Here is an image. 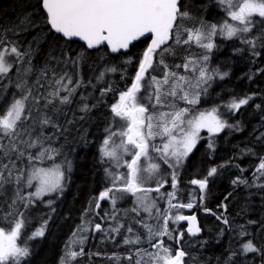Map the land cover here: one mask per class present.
I'll list each match as a JSON object with an SVG mask.
<instances>
[{
  "label": "trees",
  "instance_id": "trees-1",
  "mask_svg": "<svg viewBox=\"0 0 264 264\" xmlns=\"http://www.w3.org/2000/svg\"><path fill=\"white\" fill-rule=\"evenodd\" d=\"M214 4V0H179L180 12H187L188 16L183 17L178 22V26L196 28L206 25L207 20L214 21L211 16ZM182 21H185L184 24H181ZM262 31L264 30L257 24L247 35L248 39H256L255 49L247 43H237L241 41L240 38L235 41L215 39L217 47H214L216 51L212 64L209 63V69L220 73L227 72L228 75L222 80L219 77L215 80L213 87L217 89L214 96H217L222 104L229 103L234 97L252 96L253 99L238 112H227L222 118L228 124H236L238 127L225 128L218 133L215 137L214 149H208L206 141L201 142L189 156L186 171H180L181 186L177 202L195 203L194 209L190 212L185 211L184 214L195 213L201 231L195 237L184 233L183 239H178L176 235L172 240L166 239L164 242L172 252L182 249L186 253L183 258L184 264H264V257L261 254L241 252L242 242L247 240L264 249V185L252 186L253 179L250 178L256 165L264 158V34ZM12 46L27 55L21 57L7 77L0 79V89H6L0 91V116L15 99H20L31 90L32 95L25 101L26 118H23L19 124V137L14 141L16 146L26 153L27 151L35 153L36 149H27L26 142L38 136L42 139L52 137L50 143L60 150L56 162H62L61 158L67 155H69L68 159L73 161H71V170L65 171L68 176L67 187L59 194L33 199L32 203L17 200L11 208L9 205L15 198V192L6 199L0 195V227L5 230L10 229L14 219L23 213L26 225L17 241L23 246L27 237L42 226H46L43 237L27 239L30 254L23 259L22 264H61L67 251L66 246L80 223L81 215H89V212L93 211L97 214L99 208L96 204L99 194L111 186L103 177L104 165L99 152L101 129L107 118L114 116L111 111L114 101L119 100L120 94L131 86L142 54L147 49V40L134 43L127 52L118 55H110L104 46L89 51L77 42L64 40L50 29L42 11L41 0H0V50ZM165 48L169 51L157 55L164 61L162 67L167 65V70L170 72H183L182 65L186 61L183 59L185 56L183 47L171 41L163 47ZM197 51L200 52V49ZM254 52H258L259 55H253ZM81 54H83L81 66L84 69V82H93L100 68L115 69L108 71L105 75L107 81L98 85V87L111 88V91L105 94V105L101 106L100 102L91 103L90 106L94 105V107H90V112L87 113L88 119L82 117L79 112H73L67 106H61L58 101L45 107V97H48V93L55 88L53 75L59 78L66 67L68 68L69 64L66 65L65 61L69 57L74 58ZM6 58L13 59V57ZM216 63L219 65V70L211 67ZM29 68L30 72L27 71ZM45 69L46 75H41L42 70ZM17 83H21L22 87L17 88ZM98 87H94L96 99L100 95ZM60 95H63V92ZM33 97H40L38 104L34 102ZM256 105L260 107L257 108ZM213 107L211 103L209 107L197 108L207 111ZM46 117L58 127H53L52 124L42 125L41 121ZM68 127L70 132L67 131ZM10 147V140L0 135V164L8 163L5 151ZM8 156L16 163V169H13L14 180L16 171L24 169L27 160L24 157L17 159L15 152H8ZM51 165L52 161H45L38 166ZM211 167H217V174L213 179L208 178L209 185L204 193L197 190L196 197H193L191 190L196 185L191 184L190 181L204 179ZM238 177L248 180L247 184H234L233 181ZM168 180L167 178L166 182ZM6 185L16 191L15 183ZM20 187L21 194L27 196L30 188L25 189L23 185ZM162 188L165 189L166 186ZM162 188L160 189L163 190ZM201 195L204 197L203 200L200 199ZM128 198H131L130 194ZM50 200L53 201L51 205L48 203ZM99 204L109 205L108 211L111 212L120 210L119 205L128 206L132 203L129 199H124L114 208L103 200ZM164 210H168L165 204L161 209V217ZM9 212H12L11 216H7ZM224 220L228 223L225 224ZM241 225L248 233L243 237H239ZM183 229L184 224L180 226V232ZM113 242L115 245L119 244L118 240ZM106 250L111 253L115 247L111 246ZM234 251L236 255L229 261ZM120 253H124V250L120 249ZM72 264L77 263L72 261Z\"/></svg>",
  "mask_w": 264,
  "mask_h": 264
},
{
  "label": "snow or ice",
  "instance_id": "snow-or-ice-1",
  "mask_svg": "<svg viewBox=\"0 0 264 264\" xmlns=\"http://www.w3.org/2000/svg\"><path fill=\"white\" fill-rule=\"evenodd\" d=\"M217 3L225 8L231 21L235 22L225 21L220 26L219 34L222 38L229 40L240 38L242 43H247L255 49L256 39H248L245 34L250 33L257 24L264 30V0H217ZM42 7L46 12V22L50 25L51 30L68 41L78 38L87 45L88 49H95L106 44L111 53H120L121 50H127L133 41L150 34L151 44L142 54L134 82L130 88L120 94L119 102L111 108L114 116L119 117L123 123L119 124L115 131L112 128H106L105 131L108 135L99 147L101 162L103 163L105 160L111 162V168H105L107 176L111 178V186L99 194L96 207H100L99 201L101 200H110L115 206L116 200L123 198V194L135 197V207L132 211L137 215L143 211L148 214V217L157 219L155 229L152 225L144 223L143 218L141 220L147 230L150 246L156 248L157 252L152 253L146 249H138L136 255L140 258L135 261V264H143L142 252L150 258L152 264H183V257L186 253L181 249L173 255L163 240L165 236L175 238L170 233L169 221H188L187 233L192 236L197 235L201 229L197 226L195 215L170 214L169 210H164L161 217V209L157 207L156 198L150 194L152 192L159 193L165 181L156 179L154 174L159 172L160 165L154 162L156 158L151 153L159 152L160 159H163L164 163L175 170L182 166L183 161L196 148L197 142L202 139L201 130L206 129L208 133L215 135L225 128L238 127V125L228 124L225 119H222L223 113L219 111L218 107H213L211 111H201L198 115L189 116L194 106L200 103L201 95L207 93V87L204 86H210L209 82L216 76L222 80L228 75L227 72L220 73L217 70L210 72L207 66L210 59L208 53L217 47L213 43V37L218 34L217 25L213 23L202 25L200 29H185L187 38L182 40L178 31L179 26L175 22L178 17H187L188 13L180 12L179 0H42ZM174 28L177 31L174 32ZM173 35L176 44H188L194 41L198 47L205 50L201 60L186 58L182 65L185 71H191L193 76L188 77L170 72L167 70V65H164L165 71L162 79L158 80L155 76L150 75L149 81L142 83L145 81V74L149 73V69L155 71L154 57L162 55L164 51H169L167 48L161 50V46L165 45ZM158 50L161 51L158 53ZM24 55L27 53H21L15 46L0 50V79L7 77L13 66ZM253 55L258 56L259 53L254 52ZM6 57H13V59L9 60ZM82 60L83 54L74 58L69 57L65 64H71L74 68L79 69ZM158 63L164 64V61L160 59ZM177 67H181V65H177ZM27 71L30 72L31 69L29 68ZM108 71H115V69L106 68L99 72L96 76L97 83L104 80ZM76 74L79 75V72ZM41 75H46V69L42 70ZM53 81L56 87L48 93V97H45V107L57 100L62 105L71 103L73 94L83 83L81 78L75 82L73 87L69 88L68 85L73 84V79L67 72L59 78L54 74ZM37 82L39 83V81ZM16 87L21 88L22 84L17 83ZM142 89H145L146 98L149 101H155L153 107L159 105L164 108L166 106L162 96L173 99L178 97L193 107L176 108L175 104H169L167 106L171 108L170 111L149 113L148 107L142 103L145 97L138 96ZM148 89L152 91H147ZM4 90L6 89H0V91ZM109 91H111L110 87L102 88L100 90L101 97ZM61 92L65 95H60ZM30 95H32L31 90L27 95H22L20 99H15L5 110V113L0 116V135L7 137L11 142V147L5 151L8 163L0 164V190L9 183H15L17 186L15 198L9 205L10 208L17 203V200L32 203L33 199L63 192L65 171H70L72 167L71 161L67 159L59 163L56 162L60 150L50 143L52 137L42 139L38 136L26 142L27 149H36L35 153L31 151L26 153L16 146L14 141L19 137V124L23 118H26L25 101ZM81 99L84 100L85 97L81 96ZM252 99V96L234 97L224 107L235 113ZM33 100L38 104L40 97H33ZM90 107H94V105L89 106L84 103L80 111L87 112ZM256 107L259 108L260 105H256ZM41 124H52L53 127H58L47 117L41 121ZM157 136L162 142L160 146L151 143ZM114 137L119 138V143L113 139ZM208 147L214 148L213 142L210 141ZM8 152L17 153V159L24 157L27 160L25 168L16 171L14 180L13 169H16V163L8 156ZM125 156L130 159H124ZM45 161H52V165L47 168L38 166ZM112 168H115L116 171H112ZM120 168H126L127 171L120 172ZM217 171V167H211L204 179H192L190 183L198 186L199 191L204 193L208 187V178L216 175ZM256 173L264 176V158L256 168ZM150 180H155V187L149 185ZM233 183L247 184V181L238 177ZM22 184L27 188L35 187V191L23 196L20 187ZM171 186L173 189L177 186L175 171L172 173ZM115 193L122 195L117 197ZM166 197L170 209H192L194 207L192 202L173 203L172 201L176 198L174 192L167 193ZM200 199H204L203 195ZM48 203L51 205L53 201L50 200ZM11 215L12 212L7 213V216ZM224 223H228V221L224 220ZM249 223H255V221H249ZM25 225L23 213H20L12 222L10 229L5 230L0 227V264H22L23 259L30 254L27 239L44 236L46 226H42L27 237L23 246L19 245L17 241L21 237ZM95 229L101 230V225L96 224ZM113 231L118 232V229H113ZM132 231V228H128L129 233ZM247 234V229L241 225L239 237ZM183 237L184 233L180 232L178 239H183ZM84 239L86 238H81L76 242L80 245L78 250L66 251L61 264H72V261L77 257L84 255L82 246ZM153 240L157 242L152 243ZM140 242L141 237L139 236H136L135 239L126 238L124 240L125 244ZM241 252L243 254L259 253L264 257V249L258 248L251 240L242 242ZM235 255L234 251L229 257V261ZM127 259L132 260V257L128 256Z\"/></svg>",
  "mask_w": 264,
  "mask_h": 264
},
{
  "label": "rangeland",
  "instance_id": "rangeland-1",
  "mask_svg": "<svg viewBox=\"0 0 264 264\" xmlns=\"http://www.w3.org/2000/svg\"><path fill=\"white\" fill-rule=\"evenodd\" d=\"M214 3L215 4H214L213 10H212L213 14L211 15L214 18V21H212V20L206 21L207 22L206 25L214 23L217 25V28H218V34L215 37H213V43L215 44L216 38L223 39L224 41H230L229 39L222 38V36L219 34V28L225 21H227L229 23H235V22L231 21L230 17L228 16V12L225 10V8L222 5L217 3V0H214ZM179 19H180V17H179ZM184 22L185 21H182L181 24H184ZM200 28H201V26L193 28L190 26L182 25L178 28V31L180 32L181 39L183 40V39L187 38V32L185 31V29L195 30V29H200ZM175 31H177V29H175ZM248 34L249 33L245 34L246 37ZM237 39H239V38H233L231 40L235 41ZM173 42H175V37H173ZM237 43H241V41L239 40ZM180 46L183 47L182 50L184 51V54H185V56H183V59L190 57L193 60H201L202 55L205 53V50L201 47H198L194 41L192 43H188V44L181 43ZM198 49H200V52L197 51ZM215 51H216V49L213 48L212 51L210 53H208V55L210 56V59L207 62L208 68H210L209 63L212 64V62H213L212 58H213ZM193 54H195V55H193ZM159 60H160L159 56L154 57L153 67L155 68V71H153L152 69H149V73L145 74V81H143L142 83H147L150 79V75L155 76L158 80L162 79L165 69L159 67L160 65L161 66L163 65V64L158 63ZM211 67H215L219 70V65L217 63ZM182 70H183V72L178 71L177 73L180 75L188 76L187 75L188 71H185V69L183 67H182ZM101 71H104V69L100 68L98 71V74ZM209 71L211 72L212 70L210 69ZM63 72L64 73L67 72L69 76H72L73 84H69L68 85L69 88L74 86V81H77L81 78H82L83 83H82L81 87L76 89V92L72 96L71 103L63 104V105L59 103L61 106H67L73 112H79L82 114V117H84L85 119H88L87 113H89L90 110L87 112L80 111V108L84 103H87L89 106L91 105V103H98V102L101 103V106L105 105V102H106L105 101V99H106L105 95L103 97H101V95H98L97 99H96L94 87H98V85H100L104 81H107L106 76L104 77V80L100 83H97L96 76L93 78V82H90V81L84 82L83 66L80 65L79 69H76L71 64H69L68 68L66 67V69ZM77 72H79V75L76 74ZM192 76H193V73L190 71V76H188V77H192ZM217 78H218V76L214 77L213 80H211L209 82L210 86H208V85L204 86V87H207V93L202 94L200 99L205 97L206 100H209L212 98V96H213L212 88H213V86L216 82L215 80ZM66 83H67V80H66ZM54 87H56V85ZM102 88H105V87H102ZM100 90H101V87H100L99 91ZM147 91H152V90L148 89ZM63 95H65V93H63ZM81 96L85 97V99L82 100ZM138 96L145 97L142 100V103L148 107L149 113H159L160 111H170L171 108H169L167 106L169 104H175L176 108L193 107V106L187 105L183 100L179 99L178 97L175 100L172 97H163V96H162V99L165 101L166 106L164 108H161L159 105H156L155 107H153V105L155 104V101L154 100L149 101L146 98L145 89H142L141 92L138 93ZM107 102H108V100H107ZM209 104L210 103H205V101H201V103L199 105L208 106ZM225 112H228V110L226 108L224 110V113ZM198 114H199V112L193 110L192 112L189 113V116L198 115ZM121 123H123V121H121L119 117L113 116V117L107 118L105 125H103V127L101 129L102 137H101V140L99 143V147L101 146L102 141L108 135V133L105 131V129L106 128H112V130L115 131L118 129V125ZM67 131L70 132V127H68ZM200 136L202 137V139L205 138V139L209 140V142L210 141L213 142L216 134L212 135V134L208 133L206 129H203L200 132ZM113 139L116 140L117 143H119L118 137H114ZM165 139H167V138H165ZM201 142L202 141L199 140L197 142L196 147L199 144H201ZM209 142L207 143L208 149H210L208 147ZM151 143L154 145L160 146L162 142H161L160 137L157 136L155 139H153L151 141ZM151 155L156 158L154 162L158 163L160 165L159 172L154 174L156 179H161L165 182H166L167 178L169 179L168 182L165 184L167 187L165 189H169V192L175 193L176 198L172 202L177 203V201L179 200V196H180V195H178L180 185H177L175 189L172 188V186H171V184H172V173H173V171H175L176 172V179H178L180 176V171H183V172L186 171V164H187V161H188L189 156L191 154H189V156L183 161L182 166L179 168H176L175 170L173 168L169 167L168 164L164 163L163 159H160L161 154L159 152H152ZM68 158H69V155H67L66 157H62L61 161H64L65 159H67L68 161H73V160H69ZM124 159L128 160V159H130V157L125 156ZM103 165H104V172H105V168H111V162L110 161L105 160V162H103ZM45 168H47V167H45ZM111 170L116 171L115 168H112ZM119 171L120 172H126L127 169L126 168H120ZM103 177H105V181H107L108 183L111 184V178L109 176H107L106 172H105ZM211 179H213V177H211ZM257 181H260V184L264 185V176H261L259 173H256L254 178H253V181L251 182L252 186H256ZM67 182H68V176L65 174L63 191L67 187ZM33 183L35 185V181ZM149 185L152 187H155L156 186L155 180H150ZM208 185H209V183H208ZM25 189H28V188L25 187ZM165 189L163 188V190H160V192L158 194H156L155 196H153V193L150 194L152 197L156 198L157 207L159 209H162V207L165 204V206L168 207L170 214L171 213H177V214H183V215H185L184 214L185 211L190 212L191 210H193V208L195 207V204H194V207L192 209H187V208L170 209L168 201H167V197H166V194L169 192H167V190H165ZM197 190H199L198 186H195L191 190L193 197H196ZM34 191H35V187L30 188V191L28 192V194L30 192H34ZM14 192H15V189L9 188L7 185H4L3 189L0 190V195L4 199H6V198L11 197ZM54 194L55 193H53L51 195H46V196L50 197ZM57 194H59V193H57ZM115 195L117 197H120L122 194L115 193ZM46 196L41 197V199L46 197ZM124 199H129L132 204L128 205V206L119 205L120 210H115V211H111V212L108 211L109 205L104 204V205H101L99 207L97 214L93 211V212H89V217L87 214L81 215L80 220H79L80 223H79L78 227L75 228V230L73 231L72 236L70 237L69 242H68V246H67V251L68 250H78L80 245L76 242L79 241L81 238H86L83 240V245H82L83 250H84V255L79 256L74 260L77 264H135V261L138 258H140L136 255V252L138 249H146L148 252H152V253L157 252L156 248H153L150 246V243L147 239V236H148L147 230L143 226V223H141V220L143 218L144 223L152 225L155 229V227L157 225V219L148 217V214L144 213L143 211L140 212V215H137L136 212L132 211V209L135 207V197L131 196V198H128V194H123V198H118L116 200L115 206L117 204L123 202ZM103 201L110 204L111 208L115 207L112 205L110 200H103ZM179 203H182V202H179ZM184 204H186V203H184ZM154 216H155V210H154ZM92 218L94 221L97 219L96 224L101 225V230H99V231L96 230L98 233H96L94 237H91L92 233L94 231V228H95V224L92 223V221H93ZM225 224H227V223H225ZM181 225H183V221H179V222H174L172 220L169 221V230H170V233L173 237H175L176 235H178L180 233V226ZM128 228H132L133 231L131 233H129ZM81 229H83V230L81 231ZM113 229H118V232L113 231ZM186 231H187V228H186V226H184V229L181 232L186 233ZM136 236L141 237L140 243H138V244H125L124 243V240L126 238L135 239ZM111 239H113V241L118 240L119 244L115 245ZM166 239L172 240L173 238H169V236L163 237V240H166ZM153 241H152V243H153ZM111 246H114L115 250L111 253H108L106 249L111 247ZM167 247H169V246H167ZM120 249L124 250V253H120ZM175 252H172L173 255L175 254ZM90 254H92V255H90ZM128 256H131L132 260H128L127 259ZM141 256L143 257V264H152L150 258L147 257L146 255H144L143 252L141 253Z\"/></svg>",
  "mask_w": 264,
  "mask_h": 264
},
{
  "label": "water",
  "instance_id": "water-1",
  "mask_svg": "<svg viewBox=\"0 0 264 264\" xmlns=\"http://www.w3.org/2000/svg\"><path fill=\"white\" fill-rule=\"evenodd\" d=\"M41 6H42V0H41ZM42 9H43V7H42ZM43 11H44V13H45V15H46V12H45V10L43 9ZM176 23V22H175ZM49 25V24H48ZM49 27H50V25H49ZM50 29H51V27H50ZM53 32H54V30H52ZM55 33V32H54ZM55 34H57V33H55ZM57 35H59L61 38H63L60 34H57ZM150 37V34H148V35H146L145 37H141L139 40H137V41H133L132 42V44L129 46V47H131L134 43H136V42H138V41H140V40H145V39H148V41H147V47L148 46H150V44H151V39L149 38ZM64 40H66L65 38H63ZM170 40H171V38L167 41V43L166 44H168L169 42H170ZM66 41H68V40H66ZM71 41H73V42H79V44H81L82 46H84L87 50H89V51H92V50H95V49H97V48H95V49H88L87 48V45L83 42V41H80L78 38H73V40H71ZM165 44V45H166ZM165 45H162L161 46V48L163 47V46H165ZM101 46H105L106 48H107V50H108V53L110 54V55H118V54H121V53H125V52H127V50L129 49H127V50H121V52L120 53H111V51H110V49L107 47V45L105 44V45H100L99 47H101ZM98 47V48H99ZM159 51V50H158ZM192 215H195V214H192ZM188 216H190V215H188ZM196 216V215H195ZM186 222V224L188 225V221H185ZM196 223H197V226L199 227V223H198V220H197V217H196ZM198 235V234H197ZM192 236V235H191ZM196 236V235H195Z\"/></svg>",
  "mask_w": 264,
  "mask_h": 264
},
{
  "label": "flooded vegetation",
  "instance_id": "flooded-vegetation-1",
  "mask_svg": "<svg viewBox=\"0 0 264 264\" xmlns=\"http://www.w3.org/2000/svg\"><path fill=\"white\" fill-rule=\"evenodd\" d=\"M186 225V224H185Z\"/></svg>",
  "mask_w": 264,
  "mask_h": 264
}]
</instances>
